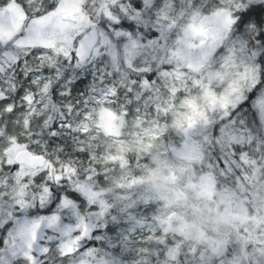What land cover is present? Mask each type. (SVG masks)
<instances>
[{
    "label": "snow or ice",
    "instance_id": "snow-or-ice-1",
    "mask_svg": "<svg viewBox=\"0 0 264 264\" xmlns=\"http://www.w3.org/2000/svg\"><path fill=\"white\" fill-rule=\"evenodd\" d=\"M0 264H264V0H0Z\"/></svg>",
    "mask_w": 264,
    "mask_h": 264
}]
</instances>
